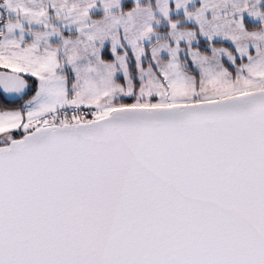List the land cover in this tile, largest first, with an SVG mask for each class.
Listing matches in <instances>:
<instances>
[{"label":"snow or ice","instance_id":"6c2138e0","mask_svg":"<svg viewBox=\"0 0 264 264\" xmlns=\"http://www.w3.org/2000/svg\"><path fill=\"white\" fill-rule=\"evenodd\" d=\"M0 264H264V0H0Z\"/></svg>","mask_w":264,"mask_h":264}]
</instances>
